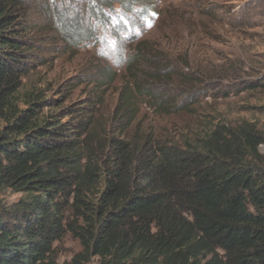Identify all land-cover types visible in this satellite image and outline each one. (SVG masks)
<instances>
[{"label":"trees","instance_id":"16d2710c","mask_svg":"<svg viewBox=\"0 0 264 264\" xmlns=\"http://www.w3.org/2000/svg\"><path fill=\"white\" fill-rule=\"evenodd\" d=\"M24 3L0 0V192L22 193L12 204L0 199V264H58L50 256L66 234L82 249L65 264H264L257 124L202 122L171 139L133 130L141 99L155 113L193 114L194 88L163 90L204 78H185L170 57L139 43L107 119L99 108L106 91L44 115L52 100L23 90L33 68ZM79 28L68 37L84 36ZM112 73L100 69L101 86L116 80Z\"/></svg>","mask_w":264,"mask_h":264},{"label":"rangeland","instance_id":"374dc122","mask_svg":"<svg viewBox=\"0 0 264 264\" xmlns=\"http://www.w3.org/2000/svg\"><path fill=\"white\" fill-rule=\"evenodd\" d=\"M103 1L24 0L23 22L33 68L23 90L36 89L52 100L44 115L59 111L57 104L79 106L97 98V91H106L99 108L107 119L129 78L122 66L139 43L170 57L174 70L185 78L195 71H202L204 78L191 84L178 81L163 90L194 88L200 103L193 114L155 113L141 99L133 130L179 138L197 123L249 121L264 132V0ZM65 15L71 19L67 26L62 23ZM76 27L86 34L68 37ZM107 66L116 80L101 86L100 69ZM253 80L262 85L249 88L247 82ZM260 149L264 153V145ZM21 196L11 190L0 192L3 204ZM81 249L80 241L66 234L55 244L50 260L69 263ZM88 264H97V258Z\"/></svg>","mask_w":264,"mask_h":264}]
</instances>
